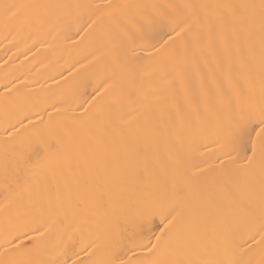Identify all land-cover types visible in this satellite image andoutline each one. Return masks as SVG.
Returning a JSON list of instances; mask_svg holds the SVG:
<instances>
[{
    "label": "snow or ice",
    "instance_id": "6c2138e0",
    "mask_svg": "<svg viewBox=\"0 0 264 264\" xmlns=\"http://www.w3.org/2000/svg\"><path fill=\"white\" fill-rule=\"evenodd\" d=\"M157 7L111 0L0 4L9 33L47 26L45 35L76 36L84 45L80 59L97 67L92 91L77 98L83 111L67 122L52 114L31 121L11 81L0 93V264H264V0L147 11ZM217 42L228 74L181 97L182 62L202 43L215 50ZM162 145L174 156L171 164L160 157ZM201 149L219 161L208 167L211 176L185 164ZM17 189L29 199L12 216ZM106 206L101 228L94 217ZM128 218L137 225L131 233L118 227ZM21 237L26 243H17Z\"/></svg>",
    "mask_w": 264,
    "mask_h": 264
},
{
    "label": "bare ground",
    "instance_id": "6f19581e",
    "mask_svg": "<svg viewBox=\"0 0 264 264\" xmlns=\"http://www.w3.org/2000/svg\"><path fill=\"white\" fill-rule=\"evenodd\" d=\"M21 2L31 3L37 2V0H0V4ZM39 2L97 4L107 2V0H39ZM111 2L157 5V8L148 9L147 11L152 13H173L183 11L179 6L187 4L258 3L259 0H111ZM131 11L136 13L143 10L133 9ZM59 31H64L62 26H59ZM46 32L47 26L33 30L31 34H29L28 30L24 32L12 31L9 33L5 29L3 17L0 15V93L4 92V85L8 84V81H11L12 83L8 84V87L11 88L15 85L19 93L26 99L27 106L32 112L30 116L31 121L36 122L41 118L48 120L49 114H52L54 121L65 120L67 122L72 116H79L83 111V109L76 107L77 98L92 91L95 83L94 74L97 71V67L95 65L88 66L87 61L80 59L84 45L75 43L79 39L78 37L72 36L71 39L66 40L63 35H58L56 32L45 35ZM36 39H39L40 42L36 43L33 47V42ZM232 56L233 65L231 74L233 77H237L235 51H233ZM227 74L228 65L225 59L224 45L217 42L216 48L213 50L202 43L199 48H194L190 51L187 59L182 62L176 87L182 97L185 89L190 92H199L202 83L211 84L214 79H223ZM241 84H243L242 79ZM51 105H55V108L51 107ZM72 109H75V111H72ZM56 112H60L61 115L56 116ZM36 113H39V115ZM2 121L3 97L0 96V123ZM24 123L28 124L29 120H25ZM4 135L5 133L0 130V239L3 238L5 229V212L3 211V205L5 204L4 173L6 166L3 152ZM201 152H205V150L201 149L200 152L195 154L196 159L187 160L185 164L192 173L204 170L207 176H211L212 173L207 171L208 167L218 164L219 161L214 159V155L205 154L202 156ZM160 157L169 164L174 159V156L163 145L160 149ZM193 164L198 165V168L192 167ZM7 167L10 174L15 173V162L11 157L7 160ZM19 175L21 177V186L23 187L24 173L20 172ZM128 179L130 182L133 180L132 177ZM14 180L15 176L13 175V182ZM12 197L13 193H10V201ZM28 199L29 194L27 191L17 189L15 203L10 205L9 213L12 216H16L20 202L22 201L26 205ZM20 211L23 214L27 210L20 209ZM105 211H107V206L99 210V217H94V219L99 218L101 228L106 226V221L103 219ZM22 218L26 219L27 217L22 216ZM156 223L158 224L159 221L157 220ZM118 227L126 228L131 233L136 230L137 225L133 219L128 218L126 220L121 219ZM211 227V222H209V228L211 229ZM56 228V225L52 226L51 238L53 241L57 238ZM155 230L159 231L158 228ZM33 235L35 234L29 233V237ZM19 242L26 243V238L21 237V240L17 243Z\"/></svg>",
    "mask_w": 264,
    "mask_h": 264
}]
</instances>
